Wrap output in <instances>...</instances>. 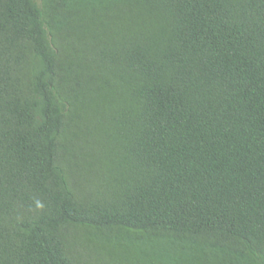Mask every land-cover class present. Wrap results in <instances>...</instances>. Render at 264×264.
Instances as JSON below:
<instances>
[{
  "label": "trees",
  "instance_id": "1",
  "mask_svg": "<svg viewBox=\"0 0 264 264\" xmlns=\"http://www.w3.org/2000/svg\"><path fill=\"white\" fill-rule=\"evenodd\" d=\"M0 264H264V0H0Z\"/></svg>",
  "mask_w": 264,
  "mask_h": 264
}]
</instances>
